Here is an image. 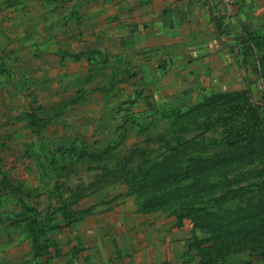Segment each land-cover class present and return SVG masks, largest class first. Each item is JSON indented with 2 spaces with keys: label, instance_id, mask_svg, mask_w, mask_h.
<instances>
[{
  "label": "rangeland",
  "instance_id": "rangeland-1",
  "mask_svg": "<svg viewBox=\"0 0 264 264\" xmlns=\"http://www.w3.org/2000/svg\"><path fill=\"white\" fill-rule=\"evenodd\" d=\"M111 5L0 0V250L3 218L39 257L55 247L43 236L127 206L168 222L181 264H264V24L241 88L157 102L111 34L92 33ZM31 220L51 226L35 242Z\"/></svg>",
  "mask_w": 264,
  "mask_h": 264
},
{
  "label": "crops",
  "instance_id": "crops-1",
  "mask_svg": "<svg viewBox=\"0 0 264 264\" xmlns=\"http://www.w3.org/2000/svg\"><path fill=\"white\" fill-rule=\"evenodd\" d=\"M86 1L112 4L110 12L97 14L92 33L111 34L113 52L131 61L132 82L157 102L197 96L201 88H241L250 77L239 39L264 24V0L231 6L221 0ZM135 94L123 113L137 105ZM145 99L142 94L138 103ZM102 211L64 226L53 236L55 247L39 257L31 238L3 218L0 264H181L185 241L166 220L127 206Z\"/></svg>",
  "mask_w": 264,
  "mask_h": 264
},
{
  "label": "trees",
  "instance_id": "trees-1",
  "mask_svg": "<svg viewBox=\"0 0 264 264\" xmlns=\"http://www.w3.org/2000/svg\"><path fill=\"white\" fill-rule=\"evenodd\" d=\"M256 35H259V34H255V32L252 31V32H247V34H245V35H243V36L240 37L239 43H240V50H241L242 53H244L245 50L247 51L248 48H249L248 45H249L250 42L248 41V38L249 39L257 38ZM219 95H221L220 98L229 97V94H219ZM205 162H206V164H208V167H209V165H214V162L215 161H213V159H212V160H208V161H205ZM83 216H84V214L82 213L80 217H83ZM26 228L30 232H32V238H33V240L35 242L36 239L38 238L37 235H40L43 231L49 232V228H51V226L48 223L46 225V224H43V223H41V222H39L37 220H31L30 222H27ZM43 235H45V234H43ZM43 237L45 238L44 240H45V242L47 244H50V243L51 244H54L55 241H53L51 237H50V241H48L49 239L47 238V235L46 236H43ZM46 239H47V241H46ZM37 247H38V250H37L38 253H43L44 250L47 248V247L44 248L43 246H40V244L37 245ZM39 250H41V251H39ZM202 255L206 256L207 253H204ZM188 261H189L188 264H192L191 259L188 260ZM200 262H201V264H211V260L208 257L207 258H204V259H201Z\"/></svg>",
  "mask_w": 264,
  "mask_h": 264
},
{
  "label": "built area",
  "instance_id": "built-area-1",
  "mask_svg": "<svg viewBox=\"0 0 264 264\" xmlns=\"http://www.w3.org/2000/svg\"><path fill=\"white\" fill-rule=\"evenodd\" d=\"M223 3H225L228 6H231L234 2V0H221Z\"/></svg>",
  "mask_w": 264,
  "mask_h": 264
}]
</instances>
